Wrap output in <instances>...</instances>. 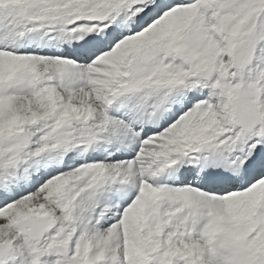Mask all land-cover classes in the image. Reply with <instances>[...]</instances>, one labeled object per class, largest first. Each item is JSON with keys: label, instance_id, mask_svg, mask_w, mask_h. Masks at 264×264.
Listing matches in <instances>:
<instances>
[{"label": "snow or ice", "instance_id": "6c2138e0", "mask_svg": "<svg viewBox=\"0 0 264 264\" xmlns=\"http://www.w3.org/2000/svg\"><path fill=\"white\" fill-rule=\"evenodd\" d=\"M0 264H264V0H0Z\"/></svg>", "mask_w": 264, "mask_h": 264}]
</instances>
